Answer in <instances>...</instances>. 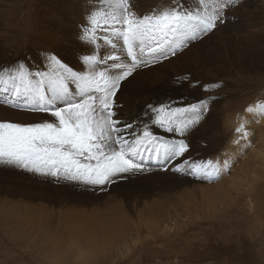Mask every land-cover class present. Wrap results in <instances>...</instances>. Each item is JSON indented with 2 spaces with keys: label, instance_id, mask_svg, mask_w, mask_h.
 <instances>
[{
  "label": "rangeland",
  "instance_id": "1",
  "mask_svg": "<svg viewBox=\"0 0 264 264\" xmlns=\"http://www.w3.org/2000/svg\"><path fill=\"white\" fill-rule=\"evenodd\" d=\"M171 1L136 0L137 11L147 14L153 5L154 9H163ZM185 2L190 9L197 6L196 0ZM101 7L106 10L97 0H0V75L4 71H15L19 64L26 65V70L33 74L44 71L53 55L72 70L83 73L91 69L80 63L81 51L87 49L86 54L95 51L100 57L117 54L101 41L90 45L81 39L89 14ZM226 15L224 24L178 50L176 55L155 62L149 59L147 66L139 65L120 88L125 99L126 92L131 89L137 91L136 98L150 89L162 90L164 93L155 98L151 106L187 107L204 101L206 107L199 122L185 136L192 146L188 160L184 155L180 162L171 160L169 163L194 168L211 161L220 171L211 179H199L192 171L188 176L180 174L188 180L179 183L172 180L176 177L169 178L165 174L167 171L161 170L163 163L157 166V175L113 191L114 185L102 190L103 186L57 179L0 164V264H52L54 252L46 259L38 255L39 249L35 247V239L39 237L45 244L50 232L51 235L60 232L63 236L58 240L62 247L57 249L56 257L61 263L67 262L62 258L67 254V263L108 264L109 260L104 259L108 252L101 246L112 242L116 246L114 249L123 248L134 230L137 216L147 215L144 206L163 201L173 205L160 209L157 227L171 225L161 234L166 231L174 234L167 241L141 242L129 258L120 260L115 253L110 258L118 259L116 264H264V114L249 111L264 105V0H239L238 6L226 9ZM199 54L209 55L210 59L207 57L203 62L209 60L206 63H210L209 66L190 64L191 58L196 60ZM233 57L250 59L242 61L244 67L239 70L232 65ZM225 62L231 65L227 67ZM112 63L108 61V65ZM215 63L221 68L213 66ZM106 67L101 64L95 71ZM109 71L113 75L120 72L119 69ZM161 71H168L170 77H158ZM148 75L150 84L142 78ZM198 78L210 82L201 86L203 80ZM146 104L141 109L150 119L149 129L157 136L175 138L151 123L153 109L147 108L144 112ZM31 109V102L11 97L0 85V122L27 125L55 121L49 113ZM241 125L243 130L237 132ZM126 175L121 176L128 180ZM121 179L122 183H127ZM202 188L208 189L207 201L199 203V193L205 190ZM183 192L193 193L199 205L176 206ZM235 192L241 197L235 196ZM82 214L84 218L79 219ZM99 219L103 220L102 224H96ZM107 219L114 220L115 225L126 226L124 234L120 229L110 228ZM82 223L88 225L87 229L82 228L86 227ZM103 224L107 226L102 232ZM71 225L79 226L77 231L83 238L86 237L83 229L91 235L100 228V246L91 239L88 243L80 240L77 243L80 250H73L70 242L79 239L70 238ZM159 234L155 227L147 231L142 228L140 241ZM42 242L38 243L40 247Z\"/></svg>",
  "mask_w": 264,
  "mask_h": 264
},
{
  "label": "snow or ice",
  "instance_id": "2",
  "mask_svg": "<svg viewBox=\"0 0 264 264\" xmlns=\"http://www.w3.org/2000/svg\"><path fill=\"white\" fill-rule=\"evenodd\" d=\"M97 2L106 10L101 7L89 14L81 39L90 45L103 41L114 53L119 49V54L100 57L93 51L82 55V64L91 69L85 73L72 70L53 55L44 71L33 74L19 64L15 71L0 75L4 93L31 102V110L55 118L54 122L27 125L0 122V164L104 186L122 174L144 171L145 152L165 162H180L190 150L185 136L199 122L206 107L204 101L187 107L149 105L153 109L151 123L176 137L166 139L147 126L137 134L132 124L121 123L116 118L120 107L117 93L139 65L147 66L149 59L155 62L174 56L224 24L226 9L238 6L239 0H196L194 9L188 8L185 0H172L162 10L147 14L138 13L136 0ZM108 61L113 63L108 65ZM101 64L107 67L95 71ZM110 69L120 72L113 75ZM77 95L79 99H75ZM249 111L264 114V105ZM242 130L243 125L236 129ZM176 170L183 171L179 167ZM219 171L211 161L192 168L199 179H211Z\"/></svg>",
  "mask_w": 264,
  "mask_h": 264
},
{
  "label": "bare ground",
  "instance_id": "3",
  "mask_svg": "<svg viewBox=\"0 0 264 264\" xmlns=\"http://www.w3.org/2000/svg\"><path fill=\"white\" fill-rule=\"evenodd\" d=\"M153 2V1H152ZM172 2V1H171ZM151 6H152V4H151ZM155 7H154V5L151 7V8H149L148 9V13H150L153 9H154ZM157 10H162V8H156ZM242 9V8H241ZM237 11V10H236ZM244 13V12H243ZM242 13V14H243ZM231 14V13H230ZM236 17V16H235ZM229 25V24H228ZM229 28V27H228ZM227 28V29H228ZM233 29V28H232ZM50 30V29H49ZM224 30H225V28H224ZM226 31V30H225ZM233 31V30H232ZM80 37V36H79ZM79 39V38H78ZM77 39V40H78ZM256 39V38H255ZM80 43V42H79ZM81 43H83V41H81ZM87 46H88V44H87ZM189 48V47H188ZM201 48V47H200ZM81 49V48H80ZM199 49V48H198ZM81 50H83V49H81ZM87 50V49H86ZM86 50H83V52L81 51L80 52V54L81 55H84V54H86ZM212 51V50H211ZM201 52V51H200ZM203 52V51H202ZM77 53V52H76ZM208 53V52H207ZM89 54V53H88ZM203 54V53H202ZM185 55V54H184ZM194 55V54H193ZM200 55V57H198V58H196V60L194 59V58H191L192 60H190L191 61V63L190 64H193V66H196V65H198V66H201L202 64H206V63H208V62H210L209 60L208 61H206L205 63H203L205 60H207V57L209 58V55L208 54H206V55H202L201 56V54H199ZM78 57V56H77ZM183 57V56H182ZM214 56H212V58H213ZM211 58V59H212ZM183 59H185V58H183ZM210 59V58H209ZM220 59V58H219ZM231 59H234L233 61H232V65L234 66V68L235 67H239L240 69L239 70H241V68H243L244 67V63L242 62V61H244V60H249L250 58L249 57H243L242 59H239V58H237V57H233V58H231ZM81 60V59H80ZM223 60V59H222ZM126 61V60H125ZM183 61V60H182ZM214 61H218V60H214ZM127 62V61H126ZM212 62V61H211ZM81 64H82V62H80ZM214 62H212V64H213ZM218 63H219V61H218ZM210 64V63H209ZM209 64H206L207 66H209ZM224 64V63H223ZM225 64L227 65V67L229 66V65H231L230 64V62H225ZM180 65V64H179ZM179 65H176V66H179ZM222 65V64H221ZM252 65H254V63L252 64ZM213 66H216V68H218V67H220L221 68V66L220 65H217V63H215ZM218 66V67H217ZM83 67V66H82ZM139 67V66H138ZM137 67V68H138ZM136 68V69H137ZM226 68V67H225ZM230 68V67H229ZM83 69V68H82ZM173 70V69H172ZM214 70V69H213ZM218 70V69H217ZM222 70V69H221ZM136 71V70H135ZM220 71V70H219ZM85 72H87V71H85ZM85 72H83V73H85ZM166 73H167V75H166ZM166 73H164V71H161L160 72V74L161 75H158V77H161L162 78V76L164 77L165 76V78H167V76H168V71H166ZM203 73H205V72H203ZM238 73L239 74H241L242 73V71H238ZM118 74V73H117ZM176 74L177 73H175L174 74V77L176 76ZM182 74H184V73H182ZM198 74V73H197ZM196 75V74H195ZM170 76H168V78H169ZM133 78V77H132ZM132 78L129 80V81H132ZM143 78V81L144 82H146V83H149L150 84V78H149V75L148 76H143L142 77ZM192 78V77H191ZM195 78V77H194ZM197 78V77H196ZM199 80H203L202 78H198ZM199 82V81H198ZM210 82V80H203V81H201V83H202V85L201 86H204L205 84H208ZM188 84H191V82L190 83H188ZM121 85H122V83H121ZM200 85V84H199ZM125 88H127V87H125ZM157 90H159V89H157ZM157 90H154V89H150V91L149 92H141L143 95L141 96V97H139V98H136L135 97V95H134V93L135 92H137L136 90H134V89H131L130 91H127L126 92V99L122 96V90L120 89V91L117 93V101H118V105H120V107H118L117 109H116V112H117V116H116V118H118L120 121H121V123H130V124H132L133 125V128H134V131H135V133H137V134H140V133H142L144 130H146V126H147V128H149V120H148V118L149 117H145L144 116V114H143V109H141V106L142 105H144L145 103H147L146 105V109L144 110V112L145 111H147V108H149V105H151L150 103L155 99V98H157L159 95H162L164 92H162V90H160V91H157ZM77 98H79V96L77 95V96H75V99H77ZM217 102V101H216ZM57 104H62L63 105V102L62 101H57ZM157 104V103H156ZM219 104V103H218ZM255 108H256V106H255ZM153 113V112H152ZM154 127V126H153ZM152 127V128H153ZM151 128V127H150ZM151 128V129H152ZM155 128V127H154ZM157 130V129H156ZM153 131V130H152ZM158 132H159V130H158ZM155 133V132H154ZM176 138V137H175ZM186 142H187V139H186ZM188 144L190 145V147H192L191 146V140L189 141L188 140ZM194 144V141H192V145ZM188 154H189V152H186V154H185V156H186V160H188ZM234 157V156H233ZM185 158V157H184ZM181 160H183V158H181ZM185 160V159H184ZM185 160V161H186ZM176 162V161H175ZM164 163V165H163V167H161V170H165V171H167L165 174L166 175H169V178H172V177H170V176H174V177H176V179L175 178H172V180L174 181H180L181 183L182 182H186L187 180L185 179V178H183V177H181L180 176V174H183V175H187L188 173H191V171H192V168H186V167H183V166H179L178 165V163L176 162V164L175 163H173V164H171V163H169V161L168 162H165L162 158H157L154 154L153 155H150L149 153H147V152H145L144 153V164H145V170L144 171H142V172H137V173H127V175H126V177H128L129 179L127 180V183H122V182H118V180L119 179H121V178H124L125 176H121L119 179H117L116 181H115V183H113V191L114 190H118V188H123L124 186L126 187V186H129L132 182H134V181H136V180H143L144 178H149V177H151V176H155V175H157V166H159V165H161V164H163ZM186 163H187V161H186ZM191 163V162H190ZM148 165H151V167H149ZM184 165V164H183ZM187 165H188V163H187ZM191 165V164H190ZM177 167H179V168H181V169H183V171H177L176 169H177ZM156 170V171H155ZM160 170V169H159ZM159 172V171H158ZM169 172H171V173H169ZM164 173H162V175H163ZM161 176V175H160ZM188 176V175H187ZM49 177H47V179H48ZM155 178H158V177H155ZM55 180V179H54ZM169 180V179H168ZM186 180V181H185ZM123 181V180H122ZM161 181V180H160ZM179 182V183H180ZM71 183V182H70ZM176 185V184H175ZM69 187V186H68ZM92 187V186H91ZM175 187V186H174ZM173 187V188H174ZM108 187H107V185H104L103 186V188H102V190H106ZM110 188V187H109ZM108 188V189H109ZM175 189V188H174ZM202 189H205V190H201L200 191V193H199V197H198V199H200V201H199V203H201V202H203V201H207V192H208V189L207 188H202ZM234 189H239V188H234ZM98 190V189H97ZM178 190V189H177ZM106 192V191H105ZM106 194H108V192H106ZM180 195V194H179ZM239 196V198L241 197V195L239 194V193H236L235 192V196ZM179 199H178V201H177V203H176V206H179V207H181V208H190V207H194V206H197V205H199V203H196V198H195V196H194V194L193 193H190V192H183L182 194H181V196H179L178 197ZM233 199H234V197H233ZM232 199V200H233ZM237 199V198H236ZM198 201V200H197ZM235 202H237V201H233V203H235ZM232 203V202H231ZM167 205H173V203L172 202H169V201H163V202H159V203H152L151 205H146V206H144V210L147 212V215H145L144 213H141V214H139V216H137V223H136V225L134 226V230L132 231V232H130V235H129V240H127V241H125V246L123 247V248H115L114 249V247L113 246H115V244H113L112 242H109V244H106L105 243V245H103V246H105V247H102L101 246V248H102V250H104V251H106V252H108V254H106V256H105V258L104 259H108L109 261H107V262H109L108 264H116V262H117V260L118 259H124V258H129L131 255H134V253H133V251H134V249L135 248H138L139 246H140V243L141 242H146V241H148V242H154V240L155 239H159V240H164V241H167L169 238H171V236L170 235H172V234H174V232L173 231H166L165 233L166 234H161L162 232H164L165 230H167V229H170L171 228V225L170 226H166V227H157L158 226V220L156 219V217H158L159 216V211H160V209H163V208H165ZM175 206V205H174ZM155 211V213L154 214H152L153 212ZM149 218H148V217ZM68 217L69 218H74V216L73 215H68ZM118 217V216H117ZM82 218H84V214H82L80 217H79V219H82ZM62 221H63V223H64V221H65V219H63L62 218ZM114 220H112V219H107V222H109V227L110 228H117V229H120V231H123V234H124V231H125V229H126V226H124V225H115L114 224V222H113ZM97 223H103V220L102 219H99V220H97V222H96V224ZM95 224V225H96ZM81 225H85L86 227H82V228H85V229H87V226L88 225H86L85 223H82ZM99 225V224H98ZM89 226H90V223H89ZM97 226V225H96ZM106 224H103L102 225V232L106 229ZM91 227V226H90ZM99 227H100V225H99ZM149 227H152V228H156V233L158 234V233H160L159 235H156V236H152V237H150V238H148V239H145V240H143V241H140V232H141V230H142V228H145V231H147L148 229H149ZM85 229H83V233H85V235H83L84 237L86 236V237H96V238H89V239H87L86 237L85 238H83L82 237V235L77 231V230H79V226L77 227V226H75V225H71L70 226V229L68 230V232L70 233V234H72V235H70V238L71 239H79V240H73L74 241V243H71L70 242V245H69V247L71 246L72 247V249L73 250H80V248L78 247V245H77V243L80 241V240H82L83 242L84 241H86V243H88L89 241H90V239L92 240V242L93 243H96V244H98L99 246H100V242L98 241V239L100 238V236H99V234L100 233H102L101 232V230H100V228H98L97 227V229L99 230L98 232L96 231L95 232V234H93L94 233V231L91 233V235H87L86 234V231H85ZM92 229V228H91ZM93 229H96V228H93ZM68 232H67V234H68ZM170 232V233H169ZM80 235H79V234ZM82 233V234H83ZM51 232L48 234V236H47V238H46V243L44 244L42 241H40V238L38 237L37 239H35L36 240V249H39V252H38V255L39 256H45V258L47 259L48 258V255L51 253V252H54V255H52L53 256V258H52V260H51V262H52V264H63V263H61V259L60 258H56L57 257V249H59V248H61L62 247V245L58 242V240L61 238V237H63L62 236V234H60V232L56 235H51ZM82 237V238H81ZM72 241V240H71ZM40 242H42L43 243V246L42 247H40V245L38 244V243H40ZM132 242H134L130 247H129V245L132 243ZM137 242V243H136ZM62 243H63V241H62ZM64 244V243H63ZM98 246V247H99ZM116 247V246H115ZM98 249V248H97ZM62 250V249H61ZM60 251V250H59ZM115 253L116 254H118L117 255V257H118V259H113V257H111L110 258V256H112V255H115ZM52 254V253H51ZM61 254H64V253H61ZM85 256V254L83 253L82 254V257H84ZM132 257V256H131ZM43 258V257H42ZM62 258H64L65 259V261H67L68 262V260H67V254L66 255H64V256H62ZM116 258V257H115ZM49 259H51V258H49ZM64 263V264H77L76 262H70V263ZM110 262H113V263H110ZM33 264H36V263H33ZM51 264V263H50Z\"/></svg>",
  "mask_w": 264,
  "mask_h": 264
}]
</instances>
